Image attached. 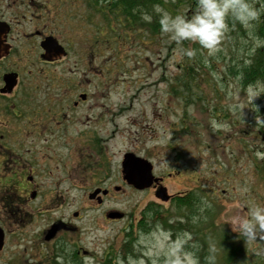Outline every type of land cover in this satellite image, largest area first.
Here are the masks:
<instances>
[{"label":"rangeland","instance_id":"obj_1","mask_svg":"<svg viewBox=\"0 0 264 264\" xmlns=\"http://www.w3.org/2000/svg\"><path fill=\"white\" fill-rule=\"evenodd\" d=\"M45 4L54 32L65 44L74 40L69 56L50 65L46 75L72 80L74 100L86 93L85 102L74 105L70 127L74 184H90V178L82 175L75 179L80 175L78 163L86 160L94 180L90 188L120 184V161L124 152L132 151L152 162L155 175L164 176L161 185L166 194L198 192L200 200L190 214L186 208L179 212L150 188L134 190L123 181V192H112L100 204L87 197L91 189L74 187V195L63 192L58 197L60 207L47 205L46 212V234L57 224H49L54 218H61L69 228L50 235L40 256L38 247L30 250L32 243L20 240L18 250L28 251L13 264H158L151 251L152 237L160 229L173 236L190 232L189 243L195 244L201 264H206L204 257L213 248L216 264L230 259L227 264L251 262L247 258L232 262L236 252L256 253L264 259V240L250 243L233 230L237 218L247 214L245 201L264 202V96L250 103L237 73L239 63L249 62L251 52L263 41L254 30L255 21L249 28L228 18L219 49L209 55L198 44L178 43L161 33L153 6H149L153 19L147 22L142 18L147 10L133 5L139 19L128 29L122 16L117 20L94 0H46ZM160 6L176 13L167 0ZM73 8L74 20L67 19L65 13ZM31 70L29 75L34 76ZM2 117L8 120L6 130L20 123ZM68 149L59 152L64 155ZM148 203L160 212L142 228L138 221ZM113 210L125 216L106 218L105 213ZM168 217L170 227L164 224ZM225 236L231 252L224 250ZM233 242L238 246L233 247Z\"/></svg>","mask_w":264,"mask_h":264},{"label":"flooded vegetation","instance_id":"obj_2","mask_svg":"<svg viewBox=\"0 0 264 264\" xmlns=\"http://www.w3.org/2000/svg\"><path fill=\"white\" fill-rule=\"evenodd\" d=\"M45 1L0 0V264H13L25 256L28 250L16 247L25 238L32 243L30 250L38 247L37 255H42L41 248L46 250L49 241L47 205L60 207L58 197L63 192L74 195V187L83 191L99 187L90 188L94 180L89 175L92 167L88 160L81 163L83 166L78 163L80 175L75 179L81 180L82 175L84 179L90 178V184H74V136L70 127L74 123V105L85 102L86 93H79V99L74 100L72 80L68 83L64 77L46 75L50 65L61 64L69 56L74 40L65 44L51 28L47 22L50 9ZM65 16L74 20V8ZM48 36L65 48L60 57H56L55 46L48 49L42 46ZM31 69L34 76H30ZM2 116L20 123L9 125L6 130L8 120ZM63 147L69 149L61 155L59 150ZM155 176L160 178L159 182L147 189L154 190L156 195L164 176ZM121 182L113 186L106 182L99 188H105L104 195L109 196L112 192H123ZM129 187L137 190L132 185ZM184 195V192L171 194L168 201L174 203ZM61 220L54 218L49 224ZM33 222L35 228L31 233ZM231 257L247 258L251 262L244 264H253L252 259L257 256L236 252Z\"/></svg>","mask_w":264,"mask_h":264},{"label":"clouds","instance_id":"obj_3","mask_svg":"<svg viewBox=\"0 0 264 264\" xmlns=\"http://www.w3.org/2000/svg\"><path fill=\"white\" fill-rule=\"evenodd\" d=\"M153 11L158 16L160 31L167 34L178 43L188 41L207 50L208 54L215 53L228 30L226 20L230 17L245 27H252L253 22L264 15V10L258 8L253 0H196V7L191 12L185 8L175 14L163 9L160 4L153 5ZM143 20L151 22V14L144 13ZM193 54V49H187ZM245 93L250 103L264 94V80L249 82ZM242 108L241 105H237ZM258 109V105H256ZM247 214L239 216L236 229L240 237L250 243L264 240V202L245 201ZM195 222V218H193ZM190 232L178 231L174 236L167 230L160 229L152 237L151 254L158 264H201L195 244H190ZM216 249L213 248L204 257L206 264H216Z\"/></svg>","mask_w":264,"mask_h":264},{"label":"trees","instance_id":"obj_4","mask_svg":"<svg viewBox=\"0 0 264 264\" xmlns=\"http://www.w3.org/2000/svg\"><path fill=\"white\" fill-rule=\"evenodd\" d=\"M166 1V0H165ZM96 3H98V0H95ZM168 5H172L174 8V12H179L183 10L184 7H188L190 11L194 10L196 7V0H167ZM264 4V0H256L255 6L259 8V4ZM154 4H160L163 5V0H115L112 1V6L115 7L116 10H119V14L115 13V16H122L124 18L125 27L126 28H132L135 26V23L138 22V15L133 10V5H139L142 7V9L147 10L146 13L150 14L149 11L151 7ZM264 10V8L262 9ZM145 12V11H144ZM118 19V18H117ZM230 23L233 22L234 24H239V22L232 20L229 17ZM120 24H124V22L119 21ZM148 24V23H146ZM144 25V24H143ZM111 30H113V26L111 24L108 25ZM152 28V27H151ZM157 28V27H156ZM152 30H155L152 28ZM254 30L257 35H260L262 38V43L257 46L250 54L249 56V62H240V67L237 70V73L240 77V82L242 85H247L249 82L256 81V80H264V15H262L260 18H258L254 23ZM238 67V66H237ZM235 70H233L234 72ZM264 96V94H263ZM198 197L194 193H190L183 199L177 202L176 208L179 212H183V209H187L188 213L192 214L196 211V202H198ZM160 212V209L157 205L154 203H148L144 209L141 212V217L138 222H140L141 227H146L147 219L153 218L155 215H157ZM170 217L166 219L164 224L166 226H169L167 222H169ZM225 240L228 241V244L224 246L225 251H232L231 244L229 245V240L225 236ZM240 246V245H239ZM230 249V250H229ZM241 251V250H239ZM225 261V260H224ZM223 261V262H224ZM231 262L230 260H226V262ZM229 264V263H228Z\"/></svg>","mask_w":264,"mask_h":264},{"label":"water","instance_id":"obj_5","mask_svg":"<svg viewBox=\"0 0 264 264\" xmlns=\"http://www.w3.org/2000/svg\"><path fill=\"white\" fill-rule=\"evenodd\" d=\"M47 44H50L51 46L54 45L50 41V39L45 41V44L43 46L47 47ZM122 172H123V176L126 179V181L128 183L133 184L137 188L147 187L152 182L150 163L147 160L141 157H138L131 152H127L124 154V157L122 160ZM97 191L98 190L93 191L91 194H89V197L90 198L94 197ZM157 195L162 200H167L169 197L168 194H166L165 188L162 186L159 188ZM107 215L110 217H120L122 214L120 212H110ZM54 230L55 229H53V231ZM53 231L51 233H53ZM50 235L48 237H50Z\"/></svg>","mask_w":264,"mask_h":264}]
</instances>
